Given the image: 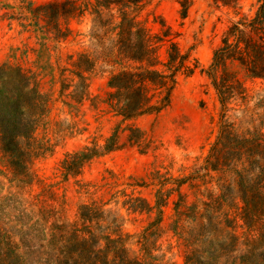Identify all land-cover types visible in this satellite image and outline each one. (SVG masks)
Returning a JSON list of instances; mask_svg holds the SVG:
<instances>
[{
	"label": "trees",
	"instance_id": "1",
	"mask_svg": "<svg viewBox=\"0 0 264 264\" xmlns=\"http://www.w3.org/2000/svg\"><path fill=\"white\" fill-rule=\"evenodd\" d=\"M148 2L63 0L34 11L41 12L47 32L57 41L69 36L71 20L91 16V38L96 47L120 66L109 79L105 103L123 121L161 112L170 102L178 75L189 76L198 67V62L183 52L180 32L158 17L159 32L148 27L142 19ZM190 2H180L182 19L188 16ZM258 2L255 17L230 22L206 70L220 113L205 163L191 174L203 178L204 183L191 184L195 196L191 203L189 195L181 193L175 203L171 228L185 247L184 264H264V0ZM215 4L240 15L238 0H215ZM95 66L91 53L79 54L72 62L69 72L77 78L71 84L74 98L85 95V74ZM49 103L36 73L12 64L0 66V146L18 181L32 178L33 162L47 151L35 134ZM127 130L130 140L142 133L132 126ZM118 139L115 131L103 146L69 154L62 162L64 170L78 174L93 158L118 150ZM176 181L178 186L184 184L183 179ZM137 201L145 203L147 211L154 208L146 200ZM103 206L82 204L75 222L55 223L50 232L39 233V248L47 255L44 264H174L154 254L158 249L148 244L147 233L140 235V253H132L131 236L118 219L108 217ZM156 206H162L160 198ZM232 209L239 211L251 231L246 243L236 234V220L229 218ZM14 234L0 226V264H25L23 249L34 248L24 237L16 242Z\"/></svg>",
	"mask_w": 264,
	"mask_h": 264
},
{
	"label": "rangeland",
	"instance_id": "2",
	"mask_svg": "<svg viewBox=\"0 0 264 264\" xmlns=\"http://www.w3.org/2000/svg\"><path fill=\"white\" fill-rule=\"evenodd\" d=\"M54 1L63 0H0V66L32 70L50 99L49 111L35 134L47 151L33 162L32 178L18 181L0 146V226L14 232L16 242L24 237L34 247L23 249L25 264H44L47 255L39 248V233L50 232L55 223L75 222L82 204L97 202L131 236L132 253H140V235L147 233L148 244L158 249L155 255L184 264L185 247L171 228L175 203L180 193L189 195L191 203L195 198L191 184L204 183L191 174L205 163L220 113L206 70L230 22L255 17L260 4L258 0H238L240 15L236 17L230 9L218 7L215 0H191L188 16L182 19V0H148L142 19L153 33L160 29L155 17L180 32L183 52L198 67L189 76L178 75L170 102L161 112L123 121L105 103L109 79L120 66L96 47L89 15L69 22L71 33L66 39L53 40L45 18L34 11ZM82 53H91L96 66L85 74L88 88L78 100L71 85L77 78L69 70ZM131 126L142 132L134 140L127 130ZM115 131L121 146L118 150L93 158L76 175L64 170L62 162L69 154L103 146ZM179 179L184 181L181 186ZM158 198L162 206H156ZM137 199L146 200L153 210L147 211L145 203ZM238 214L232 209L229 218L236 220V234L246 243L251 231Z\"/></svg>",
	"mask_w": 264,
	"mask_h": 264
}]
</instances>
